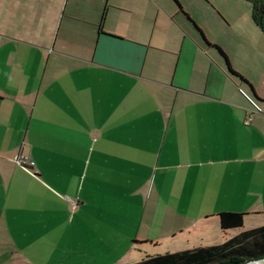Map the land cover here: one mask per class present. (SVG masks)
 <instances>
[{"label":"crops","instance_id":"1","mask_svg":"<svg viewBox=\"0 0 264 264\" xmlns=\"http://www.w3.org/2000/svg\"><path fill=\"white\" fill-rule=\"evenodd\" d=\"M227 15L0 0V264H132L264 225V34Z\"/></svg>","mask_w":264,"mask_h":264},{"label":"trees","instance_id":"2","mask_svg":"<svg viewBox=\"0 0 264 264\" xmlns=\"http://www.w3.org/2000/svg\"><path fill=\"white\" fill-rule=\"evenodd\" d=\"M246 1L251 5L252 22L264 34V0ZM216 49L224 57L228 73L237 76L241 82L251 88L243 77L229 67L227 58L221 49L218 47ZM244 216V213L236 212L219 213L217 217L220 230L226 233L231 229L242 228ZM261 258H264V225L240 231L220 244L148 256L132 264H228L232 261L247 262Z\"/></svg>","mask_w":264,"mask_h":264},{"label":"rangeland","instance_id":"3","mask_svg":"<svg viewBox=\"0 0 264 264\" xmlns=\"http://www.w3.org/2000/svg\"><path fill=\"white\" fill-rule=\"evenodd\" d=\"M214 4L221 10L229 9L231 12V16L227 15L229 19V26H226L223 21L222 24L229 28H234L235 24H242L246 22H250L253 25L251 19V5L246 0H212ZM235 12V16H234ZM163 251H160L161 253ZM244 262L240 261H232L228 264H243Z\"/></svg>","mask_w":264,"mask_h":264},{"label":"built area","instance_id":"4","mask_svg":"<svg viewBox=\"0 0 264 264\" xmlns=\"http://www.w3.org/2000/svg\"><path fill=\"white\" fill-rule=\"evenodd\" d=\"M244 96L246 98H248V96L246 94H244ZM253 113H260L263 115L264 117V108L263 109H254L252 111ZM248 119H250V117H248ZM14 162L22 167H26V168H32L34 166V162L27 156L23 155V154H16L13 157Z\"/></svg>","mask_w":264,"mask_h":264},{"label":"water","instance_id":"5","mask_svg":"<svg viewBox=\"0 0 264 264\" xmlns=\"http://www.w3.org/2000/svg\"><path fill=\"white\" fill-rule=\"evenodd\" d=\"M258 261H264V258H261V259H258V260H250V261L244 262L243 264H249L251 262H258Z\"/></svg>","mask_w":264,"mask_h":264},{"label":"bare ground","instance_id":"6","mask_svg":"<svg viewBox=\"0 0 264 264\" xmlns=\"http://www.w3.org/2000/svg\"><path fill=\"white\" fill-rule=\"evenodd\" d=\"M263 263H264V261H258V262H251L249 264H263Z\"/></svg>","mask_w":264,"mask_h":264}]
</instances>
